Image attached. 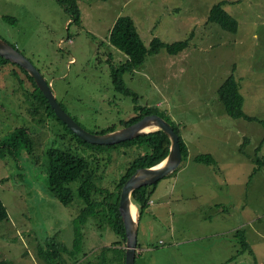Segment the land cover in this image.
I'll list each match as a JSON object with an SVG mask.
<instances>
[{"label": "rangeland", "instance_id": "obj_1", "mask_svg": "<svg viewBox=\"0 0 264 264\" xmlns=\"http://www.w3.org/2000/svg\"><path fill=\"white\" fill-rule=\"evenodd\" d=\"M221 2L239 22L236 33L209 22L212 7ZM78 5L80 23L71 19L58 0H0V37L33 62L59 103L92 133L135 113L132 97L116 92L113 83L112 65L120 67L127 60L108 40L120 16L133 18L148 47L155 38L168 44L188 43L176 55L166 49L149 55L140 69L124 75V81L139 94V106L157 107L178 123L189 149L188 164L182 162L177 172L160 180L152 197L157 199L159 192L167 191L178 195L181 189V194L192 197L191 206L210 202V208L204 209L216 228L190 252L176 248V253H158L159 245L144 254L139 264H177V260L179 264H228L230 254L240 251L239 240L244 237L250 249H241L242 264H264V166L253 174L258 146L264 157V0H78ZM232 74L240 83L244 111L255 121L231 118L220 101L219 88ZM23 77L13 63L0 66V143L20 127L29 129L35 143L22 154L14 153L15 157L3 146L0 149V196L9 213L0 223V260L44 264L39 245L56 236L71 247L72 222L79 211V206H65L49 191L47 153L76 144L59 121H39L44 112L35 116L37 105L28 90L33 86L29 81L22 83ZM211 153L216 166L191 161L193 154ZM135 154L132 149L129 156L112 155L105 186L115 189ZM177 179L183 185H176ZM179 205L172 202L173 210ZM149 213L150 207L143 219L155 227ZM203 222L211 227L210 222ZM241 222L245 225L239 235L218 233L220 225L226 229ZM197 228L206 230V226ZM168 229L164 226L155 232L154 244L162 239L171 246L159 235ZM85 232L84 252L88 259H96L92 264L105 260L126 264L120 245L100 253L118 240L112 229L89 223ZM230 243L232 252L227 248ZM186 255L187 259H180Z\"/></svg>", "mask_w": 264, "mask_h": 264}, {"label": "trees", "instance_id": "obj_2", "mask_svg": "<svg viewBox=\"0 0 264 264\" xmlns=\"http://www.w3.org/2000/svg\"><path fill=\"white\" fill-rule=\"evenodd\" d=\"M58 2L70 14L73 21L80 23L82 15L78 0H58ZM224 4L225 2H221L212 7L209 22L217 23L224 30L236 33L239 29V22L224 9ZM108 40L112 46L118 48L127 56V60L120 67L112 65L113 83L116 92L132 97L135 104V113L127 119L113 123L95 133L106 134L130 126L147 115L156 114L171 123L179 134L183 162H186L189 158V149L180 134L181 130L178 123H175L167 113L158 110L157 107L139 106L140 96L126 86L124 75L134 73L140 69L149 55L159 54L162 49H166L169 54L176 55L184 51L188 43L186 41H178L168 44L159 38H155L148 47L142 40L135 21L130 16H120L115 21ZM9 63L13 62L0 55V66ZM13 64L24 73L23 78L25 80L22 79V83L26 84L29 81L33 86V89L28 88V90L37 105L33 111L35 116L37 117L44 112V118L39 121L45 122L47 118H54L59 121L65 130L72 135V141L76 144L74 147L71 144L69 148L54 147L47 153V183L49 191L63 205L73 206L76 204L79 206L78 214L75 215L72 222L74 230L73 243L71 247H68L63 242L57 241L56 236L52 237L49 241L39 245V257L44 260V264H92L93 260L96 259H88L87 254L84 252L85 229L90 223L91 226L95 224L99 228H110L115 232L118 240L112 242L113 246L103 247L100 253L103 255L107 250L120 245L124 249L122 262L125 263L127 235L119 210L122 189L138 169L154 167L168 157L171 148L169 136L163 130H157L114 145H98L86 142L72 132L55 114L48 99L29 72L20 65ZM218 92L220 101L224 104L231 118L255 121L254 117L248 116L244 111V97L240 92V83L233 74L224 81ZM61 106L63 107L62 104ZM63 109L65 110L64 107ZM73 119L77 121L75 118ZM34 144L33 136H31L29 129L20 127L15 130L9 139L0 143V149L3 146L14 156V153H18L17 155L22 154V150L32 148ZM132 149H135L136 154L129 160L126 170L121 174L115 189L105 186L104 182L107 177L105 170L109 167L112 155L117 153L118 155L129 156ZM87 151L92 153L89 155ZM261 151L258 146L255 155L256 166L253 174L259 172L264 166V157L260 156ZM25 152L28 154L32 153L28 150ZM193 161L207 166H216L218 162L212 154L197 155L193 158ZM159 183L160 180L153 185L140 187L133 192L132 201L139 209V219L149 207L151 198ZM74 184H76V187ZM8 218L7 207L0 196V223ZM241 231L243 230H238L237 234L239 235ZM239 244L241 249H250V244L245 237L239 240ZM241 249L234 258L244 253ZM0 264L14 263L9 260H0ZM101 264H107V260Z\"/></svg>", "mask_w": 264, "mask_h": 264}, {"label": "water", "instance_id": "obj_3", "mask_svg": "<svg viewBox=\"0 0 264 264\" xmlns=\"http://www.w3.org/2000/svg\"><path fill=\"white\" fill-rule=\"evenodd\" d=\"M0 55L23 67L35 79L38 87L48 99L55 114L69 129L86 142L98 145H114L123 141L132 140L139 136L163 130L171 140V148L168 157L160 164L141 168L126 182L122 189L119 210L125 224L126 264H136V252L139 233V210L132 201L133 192L143 186L153 185L166 176L174 173L182 164L183 155L180 146V136L171 123L163 117L152 114L147 115L138 122L117 129L106 134H95L81 126L73 117L63 109L59 103L51 84L43 76L40 70L16 47L0 37ZM137 208V218L134 219L133 208Z\"/></svg>", "mask_w": 264, "mask_h": 264}, {"label": "crops", "instance_id": "obj_4", "mask_svg": "<svg viewBox=\"0 0 264 264\" xmlns=\"http://www.w3.org/2000/svg\"><path fill=\"white\" fill-rule=\"evenodd\" d=\"M211 154L214 155L213 153ZM192 157L194 158L195 154H193ZM193 158L191 159V161H193ZM188 161L189 160H187L185 163H187ZM180 172L182 173V170ZM181 173H178L176 176H178ZM185 184L186 185L184 186L189 185V183H185ZM176 185H183V183L177 179ZM179 190H180V194L178 195L175 194L176 193L175 191L173 192L167 191L166 193L159 192L157 199H154L152 197L151 205L149 206L150 207L149 214H150V219L152 220V223L154 224L155 227L150 225L148 220H144L143 216L141 217L139 222V233H138L139 246L137 248V255H136L137 264H139V259L141 257H144V254L156 251L155 249L159 245L162 246V249H159L158 253L165 252L167 255L170 254L172 251L176 253V248L181 249L179 252L183 250L190 252L192 246L196 244L198 241H201L202 239H204L209 235L212 236L211 230L212 228H216L215 226L216 223L212 217L206 215L207 211L204 209V207L210 208L211 203L198 202L197 206H191L192 203L188 202V200H190L192 197L185 194H181V189ZM193 197H195V195H193ZM172 202H176L177 204L180 205L177 208H175V210H173ZM221 211L223 212L226 210L222 209ZM174 218L176 220V224L174 222ZM219 218L222 220L225 219V217H221V216ZM219 218L217 222H219ZM165 219H168L170 221L166 223ZM203 220H206V222H210L211 227L208 226L205 222H203ZM244 225L245 222H241L240 224L234 227H229L226 229L224 226L220 225L217 228V230H221V232H218L220 233V235H223L225 233V236L229 237L230 235L234 236L238 230H244ZM164 226L165 228L168 227L169 229L167 231L165 230L163 233H159V235H162L165 239H168L171 243L170 244L171 246L166 245L165 240L162 239L158 240L159 242L158 244H154V242H156V239H158L157 238L158 234L155 232L160 227H164ZM198 226H206V230L200 231L197 228ZM227 248L230 252H232L231 243L230 245H227ZM234 248H235V244H234ZM235 255H236L235 253L230 254V258L227 260L228 264H242V261L240 260L243 257V254L234 258ZM188 256L189 255L181 256L180 259L185 260L187 259ZM197 260H199V256L197 257ZM177 264H179L178 260H177ZM221 264H225V263H221ZM254 264H256V262ZM259 264L262 263L259 262Z\"/></svg>", "mask_w": 264, "mask_h": 264}, {"label": "bare ground", "instance_id": "obj_5", "mask_svg": "<svg viewBox=\"0 0 264 264\" xmlns=\"http://www.w3.org/2000/svg\"><path fill=\"white\" fill-rule=\"evenodd\" d=\"M133 214H134V219H136L137 218V208L136 207L133 208Z\"/></svg>", "mask_w": 264, "mask_h": 264}, {"label": "clouds", "instance_id": "obj_6", "mask_svg": "<svg viewBox=\"0 0 264 264\" xmlns=\"http://www.w3.org/2000/svg\"><path fill=\"white\" fill-rule=\"evenodd\" d=\"M183 162V161H182ZM182 165V164H181ZM181 167V166H180ZM179 167V168H180ZM178 170V169H177ZM152 199V198H151ZM151 205V201H150V203H149V206ZM139 210V209H138ZM139 216H140V214H139ZM139 222H140V219H139ZM236 234H237V232H236ZM138 248V247H137ZM136 255H137V252H136Z\"/></svg>", "mask_w": 264, "mask_h": 264}]
</instances>
